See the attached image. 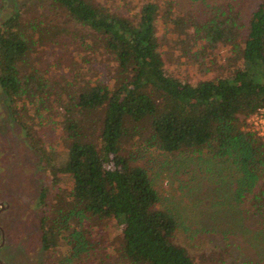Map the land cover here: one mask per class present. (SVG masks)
<instances>
[{
  "label": "trees",
  "instance_id": "obj_1",
  "mask_svg": "<svg viewBox=\"0 0 264 264\" xmlns=\"http://www.w3.org/2000/svg\"><path fill=\"white\" fill-rule=\"evenodd\" d=\"M52 1L92 30L93 47L109 54L116 76L64 83L63 95L27 56L28 25L18 11L0 20V89L28 145L53 169L37 195L39 245L47 252L41 264H95L94 243L106 238L108 224L121 264H198L173 240L178 220L158 206L146 169L122 150L126 134L143 135L165 153L219 163L234 182L236 204L264 221V142L240 117L264 106V0H202L204 16H188L184 32L201 41L199 51L228 46L236 61L227 74L196 81L168 70L158 47L156 19L171 13V0H143L132 16L112 10L109 0ZM50 95L63 109L61 156L35 145L29 123H39ZM30 96L42 105L23 115Z\"/></svg>",
  "mask_w": 264,
  "mask_h": 264
},
{
  "label": "rangeland",
  "instance_id": "obj_2",
  "mask_svg": "<svg viewBox=\"0 0 264 264\" xmlns=\"http://www.w3.org/2000/svg\"><path fill=\"white\" fill-rule=\"evenodd\" d=\"M141 1L109 0L107 6L132 16ZM217 1L205 0L210 5ZM171 2V13L161 12L155 28L165 67L189 81L227 74L236 64L228 46L199 51L201 41L184 32L191 30L189 15L197 20L204 16L199 6L202 0ZM15 10L28 25L27 56L63 95L67 92L64 83L74 87L94 78L111 82L110 76H116L109 54L99 45L93 47L92 30L54 1L0 0V20ZM51 99L50 95L44 102L46 109L41 108L39 123L32 119L29 123L35 145H42L47 154L61 156L67 143L60 125L63 109L55 107ZM40 105L35 97H27L22 114L28 115ZM9 109L0 89V264H41L47 252L39 245L37 195L43 184H51L53 169L46 168L28 145ZM240 117L243 124L244 116ZM143 137L126 134L122 150L146 169L160 195L158 206L170 209L178 220L173 240L198 264H264V221L241 210L233 200L235 185L224 167L203 154L184 157L162 152ZM106 230V238L94 243V263L121 264L115 250L116 230L112 224Z\"/></svg>",
  "mask_w": 264,
  "mask_h": 264
},
{
  "label": "built area",
  "instance_id": "obj_3",
  "mask_svg": "<svg viewBox=\"0 0 264 264\" xmlns=\"http://www.w3.org/2000/svg\"><path fill=\"white\" fill-rule=\"evenodd\" d=\"M242 127L253 131L264 140V106H257L253 111L244 116Z\"/></svg>",
  "mask_w": 264,
  "mask_h": 264
},
{
  "label": "water",
  "instance_id": "obj_4",
  "mask_svg": "<svg viewBox=\"0 0 264 264\" xmlns=\"http://www.w3.org/2000/svg\"><path fill=\"white\" fill-rule=\"evenodd\" d=\"M0 207H1V204H0Z\"/></svg>",
  "mask_w": 264,
  "mask_h": 264
}]
</instances>
